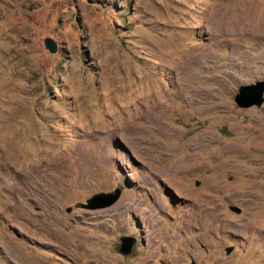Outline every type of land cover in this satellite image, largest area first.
I'll use <instances>...</instances> for the list:
<instances>
[{
  "label": "rangeland",
  "instance_id": "374dc122",
  "mask_svg": "<svg viewBox=\"0 0 264 264\" xmlns=\"http://www.w3.org/2000/svg\"><path fill=\"white\" fill-rule=\"evenodd\" d=\"M256 81L264 0H0V264H264Z\"/></svg>",
  "mask_w": 264,
  "mask_h": 264
},
{
  "label": "water",
  "instance_id": "95a60500",
  "mask_svg": "<svg viewBox=\"0 0 264 264\" xmlns=\"http://www.w3.org/2000/svg\"><path fill=\"white\" fill-rule=\"evenodd\" d=\"M42 44L44 49L47 50L48 53L54 54L56 52V43L52 39L44 38L42 40ZM263 93L264 81H256L255 83L250 85L239 86L233 101L234 104L240 109H247L252 106L259 107L263 102ZM118 196V190H114L110 193L94 194L90 198L85 200L84 204H80L79 207L85 210H97L106 208L112 205L117 200ZM233 211L235 213L239 212L237 208H234ZM133 244L134 242L130 237H121L119 239L117 251L121 255H129Z\"/></svg>",
  "mask_w": 264,
  "mask_h": 264
},
{
  "label": "bare ground",
  "instance_id": "6f19581e",
  "mask_svg": "<svg viewBox=\"0 0 264 264\" xmlns=\"http://www.w3.org/2000/svg\"><path fill=\"white\" fill-rule=\"evenodd\" d=\"M196 147H198V146H196ZM132 208H133V206H132ZM7 259V258H6Z\"/></svg>",
  "mask_w": 264,
  "mask_h": 264
}]
</instances>
